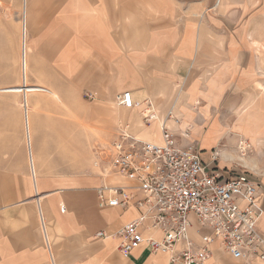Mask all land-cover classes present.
Listing matches in <instances>:
<instances>
[{
	"label": "crops",
	"instance_id": "1",
	"mask_svg": "<svg viewBox=\"0 0 264 264\" xmlns=\"http://www.w3.org/2000/svg\"><path fill=\"white\" fill-rule=\"evenodd\" d=\"M0 7L20 15L21 32L26 19L20 86L47 93L23 96L28 145L18 159L0 151V264H178L170 252L145 247L123 256L114 233L137 210L101 207V178L60 175L58 150L43 137L59 119L52 112L85 95L129 92L133 107L116 101L126 109L119 131L161 142L166 122L223 176L259 182L264 205V0H27L24 9L23 0H0ZM150 105L157 118L146 122ZM258 228L264 234V215ZM205 264L264 262L235 260L215 245Z\"/></svg>",
	"mask_w": 264,
	"mask_h": 264
},
{
	"label": "built area",
	"instance_id": "2",
	"mask_svg": "<svg viewBox=\"0 0 264 264\" xmlns=\"http://www.w3.org/2000/svg\"><path fill=\"white\" fill-rule=\"evenodd\" d=\"M116 101L134 106L129 92ZM156 118L150 105L144 119ZM161 129L162 141L154 142L121 128L108 169L120 181L103 182L98 188L101 207L137 210V216L114 233L122 255L145 247L152 253L170 252L174 263L205 264L218 245L235 260L264 262V234L258 228L264 215L261 184L245 173L223 176L204 163L195 141L181 144L166 122ZM217 156L216 151L214 161ZM194 220L201 237L198 246L191 236ZM98 235L107 236L105 231ZM178 243L183 248L176 253Z\"/></svg>",
	"mask_w": 264,
	"mask_h": 264
},
{
	"label": "rangeland",
	"instance_id": "3",
	"mask_svg": "<svg viewBox=\"0 0 264 264\" xmlns=\"http://www.w3.org/2000/svg\"><path fill=\"white\" fill-rule=\"evenodd\" d=\"M10 4L13 5V2ZM25 6L23 0V9ZM20 18V15H15L13 11L6 14L0 7V151H11L13 160H17L20 155L19 146L28 145L21 105L23 96L18 92L23 84L24 18L22 32ZM29 86L33 88L35 85ZM43 92L30 93L28 98L35 94H47ZM71 101L72 104L62 105L63 110L59 112L61 117L52 112L53 118L59 119L51 121L52 136L43 137L49 140L47 144L58 150L55 155L59 157L57 161L60 175L69 173L75 174L76 177L101 178L103 182L115 183L108 177L106 179L108 161L112 144L122 125V112L126 109L118 106L116 98L94 100L85 95V98H72Z\"/></svg>",
	"mask_w": 264,
	"mask_h": 264
},
{
	"label": "bare ground",
	"instance_id": "4",
	"mask_svg": "<svg viewBox=\"0 0 264 264\" xmlns=\"http://www.w3.org/2000/svg\"><path fill=\"white\" fill-rule=\"evenodd\" d=\"M26 1L25 0V5H26ZM27 24H26V19L24 18L23 21V43H22V67H23V71H24V76L26 79L27 78V64H26V58H25V54H26V33H27ZM27 82V80H26ZM24 85L20 86L18 89V92L22 94V96H28L30 93L36 92V91H45L46 89L41 87V86H33V88H30V86L27 84V86L23 87ZM107 163V161H106ZM108 166H110V162L108 161ZM109 169V168H108ZM113 175L110 174V172L108 171L106 177H112Z\"/></svg>",
	"mask_w": 264,
	"mask_h": 264
}]
</instances>
